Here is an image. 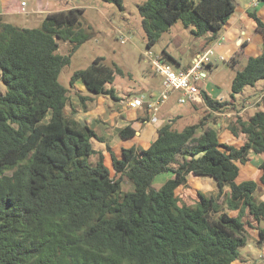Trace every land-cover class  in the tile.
Masks as SVG:
<instances>
[{"label": "trees", "instance_id": "1", "mask_svg": "<svg viewBox=\"0 0 264 264\" xmlns=\"http://www.w3.org/2000/svg\"><path fill=\"white\" fill-rule=\"evenodd\" d=\"M102 1L123 10L124 0ZM138 8L147 49L180 21L193 28L195 38L210 35V42H216L236 11L232 0H145ZM84 13L82 8L52 12L34 29L0 17V71L6 86L0 96V264L240 260L252 226L244 217L264 223V201L255 198L258 188H264V162L256 180L238 181L239 165L249 163L251 154L264 156V111L245 119L235 103L214 100L203 91L206 114L198 124L177 130L178 118L171 120L147 149H122L120 158L111 155L108 167L93 146L102 139L66 109L75 112L71 94L84 110L100 96L118 101L109 87L115 70L98 57L74 73L69 87L60 81L73 56L92 38L83 27ZM250 16L264 37L263 20ZM62 43L69 46L66 55L60 54ZM242 58L238 52L227 62L236 72L233 99L264 80V50L240 70ZM205 66L211 68L213 62ZM78 81L88 96L76 89ZM213 113L214 124L221 114L235 113L227 128L235 138H244L242 146L220 141V129L208 127ZM118 132L124 140L136 137L131 126ZM163 173L173 178L153 189ZM190 176L212 179L217 196L198 192L193 205L182 203L177 192ZM125 180L133 191L123 190ZM259 236L262 244L264 228Z\"/></svg>", "mask_w": 264, "mask_h": 264}, {"label": "rangeland", "instance_id": "2", "mask_svg": "<svg viewBox=\"0 0 264 264\" xmlns=\"http://www.w3.org/2000/svg\"><path fill=\"white\" fill-rule=\"evenodd\" d=\"M16 1V5L19 6L21 11V3L25 2L28 4V11L33 13L6 16L4 21L26 29L39 28L48 13L71 8L84 9L83 27L88 32H91L92 38L81 46L73 56L71 65L66 67L62 72L60 81L66 87H69L70 80L75 72L88 68L98 57L104 58L105 63L115 70V81L109 87H113L117 97L121 99L128 97L129 93H139L142 89L147 90L149 93L154 90L152 88L158 89L161 87L163 83L162 78L152 69L153 65L151 61L146 59L145 53L147 52H151L152 58L160 59L163 64L170 66L175 72H179L181 69H186L184 70L186 72L188 67L191 66L192 52L195 49L194 45L197 38L192 34L193 28L185 27L181 21L171 27L168 32L164 33L154 47L147 49V39L138 8L145 0H124L123 10L102 0ZM232 1L236 5L235 1L243 0ZM68 50L69 46L62 43L60 54L66 55L68 54ZM219 58V55L214 51L211 58L213 66L211 68L207 66L203 67V72L206 76L204 81L207 83L208 90L213 91L214 95L220 94L227 102H235L240 109H242L246 101L258 104V100L262 98L260 104L255 107L258 108L256 111H264V80L258 82L255 87L245 88L243 93L235 95V99H233L231 97V88L236 72L227 65L228 59L224 58L225 61H220ZM176 62L181 67H178ZM198 83L200 84V82H194L195 86L200 89ZM5 94L6 86L3 83L2 72L0 71V96ZM105 98L107 107L118 110L115 100L110 97ZM95 106L96 104L93 107ZM167 110L169 108L166 106L163 111L167 112ZM254 112L255 110H252L250 114ZM180 113L182 117L179 119V122L177 120V130H183L186 126L198 124L206 114L205 108L194 109L189 102L181 107ZM69 114H71L70 109L67 110V115ZM212 120L211 122H213ZM224 137L222 140H225ZM142 138L143 135L140 139ZM131 142L136 144L137 140H131ZM150 145L148 144L141 148H148ZM257 157L264 159V156ZM108 164L111 168V161ZM243 172H245L244 168ZM243 177L239 180H244ZM172 178V173L159 175L153 183V189L159 190ZM197 187H201L200 190L208 195H215L217 193V189H215L210 178H197L195 180V178L190 176L188 178V185L177 192L181 202L186 205H193L196 202L197 193L200 192L197 190ZM123 190L127 192L133 191V186L125 180L123 182ZM261 191L255 194L256 198L262 196L263 193Z\"/></svg>", "mask_w": 264, "mask_h": 264}, {"label": "crops", "instance_id": "3", "mask_svg": "<svg viewBox=\"0 0 264 264\" xmlns=\"http://www.w3.org/2000/svg\"><path fill=\"white\" fill-rule=\"evenodd\" d=\"M253 1H258L257 5L252 6ZM16 3V0H0V17L5 20L6 16L21 15L20 12L22 11L19 6L16 5ZM235 3L236 11L225 26L222 32V36L219 40L211 43L210 35L197 38L196 44L194 45L195 49L192 52L191 64L193 63L196 56L204 53L206 49L210 47L216 52V54L219 55L220 61H225L222 60L224 58L228 59L227 61H229L235 54H237L238 52H242L243 58L240 61L239 69H242L246 66L247 61L250 57H257L262 54L264 50V37L256 31V23L250 16V14H257L264 22V3L261 0H243L235 1ZM25 10L28 14L33 13L28 11L27 3ZM177 65L178 67H181L180 64ZM189 68L190 66L188 67V69ZM184 70L181 69L180 71ZM202 74H204L203 71ZM204 79L200 81V84L198 83L201 89L200 91L206 92L207 95L214 100L225 101L223 99V96H221L220 94L214 95L213 91L208 90L207 83L204 81ZM75 87L81 94L88 96V92L82 81H78ZM152 89L154 90L149 93L145 89H142L139 93H129L128 97H126L125 99H121L120 97H118L119 100L116 101L118 110H113L111 107H107L106 98L102 96L95 98L92 103H88V110H84L83 107L80 106V102L77 96L71 94V104L75 109V112L73 115L69 114L68 116L73 117L82 125L91 128L97 134V136L102 139L103 142L94 140L93 146L97 152H100L104 155L106 165L108 167H110L108 162L111 161L112 154L115 157L120 158L122 149H129L133 147L137 149H146L147 147H141H145L146 145L151 144L153 141H155L157 138L158 130L160 128L165 126L169 121L176 118H178V122L180 121L179 119H181L182 117L180 109L183 105L179 104V100L183 96V92L175 91L171 93L168 99L161 103L158 107L157 112H155L148 107L147 103H154L160 99L164 91L163 83L161 84L160 88ZM135 97H142L144 98L145 102L144 106L137 110L132 109L127 105V102ZM257 103L258 104H256L255 102L248 103V101H246L243 104L239 115L244 117L245 119H248L256 112V109H258L255 106L260 104L259 100ZM94 104H96L95 107H93ZM189 104L194 109L206 107L204 103L195 104L189 102ZM166 106L169 108L167 112L163 111ZM69 109L71 110L70 107L66 109V113ZM252 110H255V112L253 114H250ZM234 115L235 113L221 114L219 116L218 123L214 124L213 122H211V119H214L215 117H217V115L213 113L210 117L208 127L220 129V141L222 143L240 147L243 144L244 138H235L227 128L228 120L234 117ZM154 118L156 119V121L152 122V119ZM128 126H131L136 131V137L132 139L137 140L136 144L132 143L131 140L122 139L118 132L120 129L126 128ZM142 135L143 138L140 139ZM223 137L225 138V140H222ZM257 156L258 155L251 154L249 163H247L246 165H239L241 170L240 178L244 176V180L240 181V178L238 179L239 182L256 180V178L259 176V166L264 162V159H259ZM243 168L245 172H243ZM192 178H195V180L197 179V177L193 176ZM210 180L213 182L215 189H217L216 183L212 179ZM200 188L201 187H197V190L207 196H217V193L215 195H208L204 191H201ZM258 191H261L263 194L261 197L257 198L255 195L256 201L262 202L264 201V188L259 187L257 192ZM231 215L236 216V213H231ZM244 220L250 222L252 225L251 227H247V235L249 241L247 246L241 251V259L234 262L233 264H264L261 253L262 244H259V230L260 228H264V223L263 225L262 223H256L248 215L244 217Z\"/></svg>", "mask_w": 264, "mask_h": 264}, {"label": "built area", "instance_id": "4", "mask_svg": "<svg viewBox=\"0 0 264 264\" xmlns=\"http://www.w3.org/2000/svg\"><path fill=\"white\" fill-rule=\"evenodd\" d=\"M258 1H253V5H257ZM22 12L20 14L27 15L26 3L23 2L21 4ZM214 50L210 47L207 49L206 52L199 54L195 57L193 61V67L185 71H179L175 72L172 70V68L168 65L163 64L160 59H154L152 58V53L147 52L146 59L151 61L153 65V70H155L159 75L163 78V86L164 91L162 93V96L157 102L154 103H147L148 107L155 112H157L158 107L161 103L166 101L171 95V93L175 91H181L183 92V96L179 100L180 105H184L187 102L190 103H204V99L202 96V91L198 87L195 86L194 82H200L202 79L205 78V74H202V67L204 64L211 63L212 62V56H213ZM224 60V59H222ZM262 101V98H260L259 103ZM144 98L142 97H135L132 98L127 102V105L132 109H140L144 106ZM156 119H152V122H155ZM261 253H262V260L264 262V242L261 245Z\"/></svg>", "mask_w": 264, "mask_h": 264}]
</instances>
